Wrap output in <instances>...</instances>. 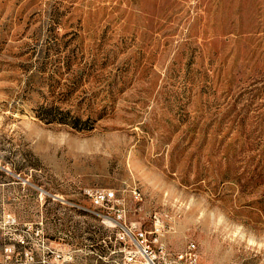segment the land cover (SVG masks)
Instances as JSON below:
<instances>
[{"label": "rangeland", "instance_id": "obj_1", "mask_svg": "<svg viewBox=\"0 0 264 264\" xmlns=\"http://www.w3.org/2000/svg\"><path fill=\"white\" fill-rule=\"evenodd\" d=\"M98 187L264 264V0H0V264H115Z\"/></svg>", "mask_w": 264, "mask_h": 264}, {"label": "built area", "instance_id": "obj_2", "mask_svg": "<svg viewBox=\"0 0 264 264\" xmlns=\"http://www.w3.org/2000/svg\"><path fill=\"white\" fill-rule=\"evenodd\" d=\"M89 199L92 209H86V212L98 217L102 223L104 214H113V223H105L112 229L103 241L108 239L117 244L110 250L111 254L117 255L115 264H205L200 261L192 241L187 243L185 251L176 254L163 246L160 237L164 233V222L159 215H154L149 230L127 226L124 210L115 208L123 203V199L117 197L113 189L98 187L89 193Z\"/></svg>", "mask_w": 264, "mask_h": 264}, {"label": "trees", "instance_id": "obj_3", "mask_svg": "<svg viewBox=\"0 0 264 264\" xmlns=\"http://www.w3.org/2000/svg\"><path fill=\"white\" fill-rule=\"evenodd\" d=\"M53 105H47V106H44L43 107V109H45L46 111L48 110V111H50L51 109H53V107H52ZM62 122H64V123H68L69 121H62ZM76 122L77 121H74V123H72V124H74V125H72V127H74V128H76V129H78V126L76 125ZM69 124V123H68ZM47 198V200H50V197H46ZM81 211V210H80ZM82 213H84V214H88V215H91V214H89V213H87L86 211H81ZM92 216V215H91Z\"/></svg>", "mask_w": 264, "mask_h": 264}, {"label": "bare ground", "instance_id": "obj_4", "mask_svg": "<svg viewBox=\"0 0 264 264\" xmlns=\"http://www.w3.org/2000/svg\"><path fill=\"white\" fill-rule=\"evenodd\" d=\"M104 220H108L113 223V214H104Z\"/></svg>", "mask_w": 264, "mask_h": 264}]
</instances>
